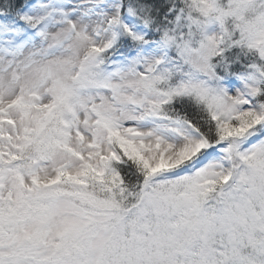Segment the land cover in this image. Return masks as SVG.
<instances>
[{
  "label": "snow or ice",
  "instance_id": "obj_1",
  "mask_svg": "<svg viewBox=\"0 0 264 264\" xmlns=\"http://www.w3.org/2000/svg\"><path fill=\"white\" fill-rule=\"evenodd\" d=\"M0 264H264V0H0Z\"/></svg>",
  "mask_w": 264,
  "mask_h": 264
}]
</instances>
